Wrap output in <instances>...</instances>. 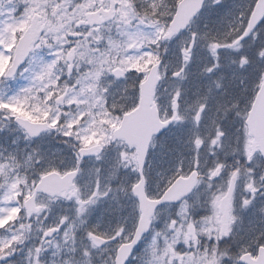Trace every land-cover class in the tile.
Listing matches in <instances>:
<instances>
[{
	"label": "snow or ice",
	"instance_id": "6c2138e0",
	"mask_svg": "<svg viewBox=\"0 0 264 264\" xmlns=\"http://www.w3.org/2000/svg\"><path fill=\"white\" fill-rule=\"evenodd\" d=\"M203 4L204 0H173L171 5L166 0H0V60L5 62L0 84L17 74H28L27 83L11 95L0 94V109L15 116L25 138L55 129L78 141L70 165L60 169L50 163L35 177L29 170L42 159L36 149L19 158L11 152L0 153V229L5 230L0 236V264H13L10 257L20 246L26 247V264H45V258L47 264H96V250L106 253L100 264H130V260L138 264H264V232L239 243L232 253L221 247L225 237L232 236V225L238 218V193L247 191L249 196L240 200V205H251L264 187V175L258 183L254 167L229 169L224 162L214 160L207 170L206 213L194 219L192 204L186 198L198 187L200 149L205 143L208 152L215 154L219 146L226 156L241 153L249 163L264 156V106L259 103L264 97V72L254 78L243 107L237 102L223 109L234 111L240 121L234 144L224 142L225 133L219 125L210 137L193 132V155L187 170L177 164L163 190L158 194L146 190L145 163L149 148L154 146V134L186 119L180 111L178 85L161 118L157 87L168 65L162 66L160 43L188 27ZM261 31L264 0H250L223 34L191 32L184 38L171 76L178 81L185 78L186 65L199 40L207 41L216 61L220 49L239 50L246 38L255 39ZM259 56L264 59V49ZM233 63L245 67L249 58L240 55ZM217 67L214 62L203 71L211 73ZM133 72L138 74L135 82L125 84L116 96L109 85ZM128 88L136 90L131 103H126ZM206 99L198 97L190 106L196 124L207 107ZM112 143L119 151L107 179L134 161V182L127 188H113L102 183L100 170L94 169L92 186L82 191L76 182L82 158L95 154L99 160L102 149ZM182 181L187 183L173 192V186ZM118 190L135 197L132 226L118 223L109 231L85 226L89 206L109 193L116 199ZM60 199L74 201V216L60 215L46 223L51 205ZM164 202H176L179 207L157 231L152 222L157 206ZM149 230L151 239L143 252L134 256L137 243ZM81 231L83 235L78 234ZM33 234L37 239L25 244Z\"/></svg>",
	"mask_w": 264,
	"mask_h": 264
},
{
	"label": "flooded vegetation",
	"instance_id": "af4514ba",
	"mask_svg": "<svg viewBox=\"0 0 264 264\" xmlns=\"http://www.w3.org/2000/svg\"><path fill=\"white\" fill-rule=\"evenodd\" d=\"M236 14L238 13L234 9L230 10V12L227 14H224L222 17H220L222 23L219 31L213 29L212 32L214 34H220L226 31L229 21H231L233 16ZM212 19L213 18L198 16L193 20L189 30L199 34L197 27L198 23L200 21L204 23L202 29L205 31L206 27H208L209 21ZM204 31L200 34H203ZM249 39L250 37L245 39L243 47L239 50L220 49L219 57L216 61H213L208 49L204 46V41L201 44V49L197 46V44L194 45L192 58L189 61L191 64L188 65L190 68L188 70L189 75L187 74V80L185 82L178 83V86L181 88L180 111L186 114V119L179 122L170 123L169 128L161 131L158 135L153 137L154 146L149 148L145 163V169L147 173L146 190L149 193L154 194L159 188L163 187L168 176H170L175 171L177 164H181L185 168L188 167L189 160L193 155V146L191 144L193 132L198 133L201 137H210L211 135H214L215 125H219L221 130H223L225 133L224 140L229 144L235 142L236 130L240 127L239 118L235 115L234 111L229 110L226 116L218 119L217 117L219 116V112L217 109L223 105L231 104L233 101H237L240 107H243L245 98L249 94L251 85L254 81H251L250 78H252L261 67H264V59L257 58V44L252 46V42L248 41ZM240 55H246L250 61V63L243 68H240L235 63H232L233 60H238ZM199 56L204 59L205 64L201 66L202 69L200 71L195 72L191 68ZM214 62L218 64V67L215 68L211 73L203 71L206 66H210L211 63ZM172 66L175 67L176 65ZM22 79L23 77L17 74L14 79H10L5 82L12 83L11 86H14L17 84V80L20 81ZM174 80L175 78L172 76L168 78V76L165 75L158 84L157 102L161 111H166L169 109L168 101L170 94L175 87ZM217 81L221 85L220 88L215 86V82ZM128 91L129 99H132L136 90L134 88H128ZM114 93L117 96V92ZM203 96L207 97L205 101L207 107L202 113L200 122L196 124L191 119L192 108L190 106L193 105V102L198 97ZM213 121H215V124H213ZM54 141L59 143L61 142L57 136L54 137ZM206 147V143L205 145L201 146V162L207 158L208 162L210 163L215 157L223 159L226 164H232L234 159L237 158L236 154H230L227 156L220 152H215V154H213L212 152L206 151ZM118 150V146L109 144L103 149L101 158L99 160H97L96 157H92L90 160L95 164L103 163V165H105L107 163L111 166L115 162ZM239 159L241 163H245L243 157H239ZM246 166L248 165L246 164ZM259 167H264V159L258 158L256 168ZM120 169L121 174L123 172L124 177L128 179V183L134 182L137 174L133 170L122 167ZM204 188L205 186L200 185L186 197L189 203L192 204L191 212L194 219L199 218V216L206 213V209L203 206V201L205 198ZM262 194L264 195V193ZM128 197L129 201L127 206L129 209L131 208V210L135 212V197L131 194H129ZM197 199L199 200V203L196 202ZM256 199L258 200V195L253 203L248 206L249 211L254 212L251 214L250 212L246 213L245 208L240 207V197L238 195L236 197L235 214L238 216L239 220H237L235 224L234 232L242 227L244 229L241 234L243 235L245 233L243 237L239 233L240 230L239 232H235L237 243L246 242L252 236L259 235L256 234L254 230H249V228H261L262 222L260 215L256 216L255 219V223H259L258 227L255 223H252L249 227L243 226V222H245V220H243V222L241 220V218H246L248 215L253 216L257 212L255 207L257 205ZM176 209L177 203L164 204L158 209L157 213L164 210L165 214L174 216ZM234 249L235 245L233 246V250Z\"/></svg>",
	"mask_w": 264,
	"mask_h": 264
},
{
	"label": "rangeland",
	"instance_id": "374dc122",
	"mask_svg": "<svg viewBox=\"0 0 264 264\" xmlns=\"http://www.w3.org/2000/svg\"><path fill=\"white\" fill-rule=\"evenodd\" d=\"M250 0H219V3H212L211 0L207 7L205 8L203 12V16L213 18L212 20L209 21L208 27H206L205 31L202 29L204 26V23L201 21L198 23V32L199 34L204 31V33H207L209 35H217L214 34L212 31L213 29H216L219 31V28L221 27L222 20L220 17H222L224 14H227L230 12V10L234 9L237 13L247 6L249 4ZM192 30L187 31L186 33L181 34L179 37L176 39H173L166 44H162L159 50V55L160 57L164 60V64L168 65V68L166 70L165 75H167L169 78L171 77V72L173 71L174 67L172 65H177L180 60V53H179V48L181 41L184 38H187L190 36ZM203 33V34H204ZM248 41L252 42V46L256 45L257 48L264 46V31L258 32L256 39L250 38ZM203 43V40H199L197 42V46L201 49V44ZM205 64L204 59L199 56L197 58V61L194 62L193 67L191 68L195 72L200 71L202 68L201 66ZM212 64V63H211ZM189 65V63H188ZM163 66V65H162ZM186 70V69H185ZM259 73V71L252 77L250 78L251 81L254 80L256 75ZM188 71L186 72V77L181 80H174V85L177 86L178 83L180 82H185L188 77ZM138 74L136 73H129L127 76V79L123 82H115L114 84L111 85V91L117 92V96L121 95V89L124 88L125 84L131 85L134 83L136 77ZM172 81V80H171ZM18 85H14V89H10V86L7 83L0 84V94L2 95H8L15 89L21 87V84L18 83ZM110 87V85H109ZM127 96L128 100L126 103H131L132 99H129V91L127 89ZM134 97V96H133ZM132 97V98H133ZM129 101V102H128ZM125 102V101H121ZM53 134L45 136L43 139H41L38 142H33L31 141L30 143H25L22 141L14 140L10 136H7L3 133L2 130H0V153H3L4 155H7L8 153H13L17 155V157H21L24 155L27 151L36 149L39 154L41 155L42 159L40 163L36 166L34 170H29L30 174L35 177L38 174V171L42 167L48 166V164H53L55 162V159H63V164L64 166L62 167L65 168L66 166L70 165L73 162L74 156L71 155L70 149L68 145L65 143V140L67 138H61L63 141L61 142V145L55 146L52 144V138H54ZM102 162V161H100ZM83 171L80 176V180L78 185L81 187V190L84 191L92 186V182L94 181V176L92 175V170H94V165L92 162H87L85 165H83ZM100 170V178L102 183L106 182L110 184V180L106 179V176L108 175L109 171L111 170L110 167L107 168H98ZM131 183H128V179L124 177L123 172L120 174V177H118V183L114 185L113 188H116L118 185L123 186L124 188H127L128 185ZM129 194L130 192H124V191H117L116 192V199H112V194L109 193L108 197H103L97 200V202L93 205H90L89 208L87 209L86 213L84 214L85 218V226L91 227V226H96L98 230L100 231H109L112 228H114L118 223H122L126 228H130L132 224L134 223V218L135 214L129 209L127 206V203L129 201ZM257 197V196H256ZM118 202V204L116 203ZM120 203V206H118ZM264 203V195L259 194L258 195V200L256 199V209L259 208V206ZM127 207L126 212H122L123 207ZM122 212V214L120 212ZM246 213L250 212L249 207L245 208ZM251 214L254 212L251 211ZM60 215H66L71 219L74 216V201H66L63 199H60L56 202H53L51 205L49 211H48V216L45 220L46 223H52L55 221ZM256 216H259L258 211L253 215H248L246 218H241L243 222V226L249 227L252 223H255ZM170 215L165 214L163 211L159 213V215L156 217L154 220L153 228H155L157 231L161 230L164 227L165 220L168 219ZM239 220V218H238ZM256 226L258 227L259 223H255ZM242 227H240L237 231L239 232L240 230V235L244 237L245 233L242 235L241 233L243 232ZM254 230L256 234H260L261 228H249V230ZM247 230V229H246ZM5 234V230L0 229V236H3ZM80 235H83L82 231L78 233ZM247 235V233H246ZM37 239V234H33L28 241L25 242V244H30L32 240ZM151 239V232L147 236L146 240L144 243L142 242L140 244V248L137 251L136 256H139L145 247L146 241H149ZM84 242H87L86 236L84 239ZM25 255H26V247L25 246H20L19 250L10 257V260L13 262V264H26L25 261ZM106 255L105 252L96 250V264H100V261L103 260L104 256ZM45 264H47V258H45ZM130 264H138L136 260H132Z\"/></svg>",
	"mask_w": 264,
	"mask_h": 264
},
{
	"label": "clouds",
	"instance_id": "9594fccd",
	"mask_svg": "<svg viewBox=\"0 0 264 264\" xmlns=\"http://www.w3.org/2000/svg\"><path fill=\"white\" fill-rule=\"evenodd\" d=\"M166 2H167L169 5H171L172 2H173V0H166ZM223 33H224V32H223ZM223 33L217 34V36H219V35H221V34H223ZM153 35H156V33H153ZM255 39H256V37H255ZM168 41H169V40H162L161 43H160V47H161L162 44H166ZM204 46L207 48V41H204ZM207 49H208V48H207ZM261 49H264V46H261V47H259V48L257 49V53H256V54H257V58H261V57L259 56V51H260ZM208 51H209V50H208ZM209 54L211 55L210 52H209ZM233 61H234V60H233ZM233 61H232V63H233ZM249 63H250V61H249ZM235 64H236L238 67L243 68V67H241L238 63H235ZM4 67H5V62H4L3 60H0V72H3V71H4ZM161 71L163 72V68H161ZM259 72H264V67H261V68L259 69ZM27 76H28V74L26 73L25 76L23 77V79L20 80V81H18V83H20V84H22V85L26 84V83H27V79H26ZM161 80H162V79H161ZM161 80H160V81H161ZM215 86L217 87V82H215ZM220 87H221V85H220V83H219V87H217V88H220ZM15 90H16V89H15ZM15 90H14V91H15ZM14 91H12L9 95H11ZM195 101H196V100H195ZM195 101H194V102H195ZM194 102H193V104H194ZM232 103H237V101H233ZM232 103H231V104H227V105H223V106H221V107H218L219 109H221V111H219V116L217 117L218 119H219V118H223L224 116L227 115V113L224 112L223 109H224L225 107H227V108H231ZM259 103H260L261 106H264V97L261 98V101H260ZM168 104H169V101H168ZM159 110H160V108H159ZM192 111H193V109H192ZM164 114H165V111H161V110H160L161 118H163ZM235 115H236V114H235ZM162 128H164V127H162ZM162 128H161V129H162ZM0 130H2L3 133H4L5 135L10 136V137L13 138L14 140L22 141V142H25V143H30L31 140H32V138L37 137V136H35V137L30 138V139L25 138V134H24L23 130H21L20 127H19V125L16 123L15 116H13L9 111H7V110H3V109H0ZM48 133H51V134H53L54 136H57V137H60V138H67V137H64V136L62 135L61 132L56 131L55 129H53V130H51V131L42 132L40 135H44V134H48ZM65 141H67V143H66V142H65V143L68 145V147H69V149H70V152H71V155H72V156H75L76 148H78V141H76V139H75L74 137H73V138H67ZM224 142L227 143V141H225V140H224ZM233 144H234V143H233ZM74 145L76 146V148H74ZM112 145H114V146H118L116 143H112ZM31 151H32V150L27 151L24 155H27V154L30 153ZM118 151H119V150H118ZM215 152H220V153H222L223 155H225V149L222 148V147H219V146L215 149ZM230 154H232V153L229 152L228 155H230ZM93 155L95 156V154H92V155H90V156H93ZM225 156H226V155H225ZM95 157H96V156H95ZM236 157H237V158L234 159V162H233L232 164H226L225 161H224L223 159L215 158V157H214V158L211 160V162L209 163L208 160H207V158H205V160H204V161L202 162V164H201L200 175H199V177H197V179L199 180V184H198V186L203 185V186L206 187V185H207V183H208V181H209V179H210V178L208 177L207 170H208L209 167L212 166V162H213L214 160H220V161L224 162V163L227 165V167H228L229 169H230V168H233V167H241V169H243V168L246 166V164L248 165V166H246V167H254V168H256V165H257V163H258V158H259V159H264V156H261V157H258L255 161H253V162H251V163L249 164L248 161L245 159V157H244L243 154H241V153H236ZM239 157H243L245 163H241ZM134 167H135V162L133 161V162L130 163V164L128 165V167L125 168V169H131V170H133ZM122 168H124V167H122ZM185 170H187V167L185 168ZM172 174H173V173H172ZM172 174H171V175H172ZM171 175H170V176H171ZM260 175H264V167L256 168V178H257L258 183H260V182H259V176H260ZM170 176H168V178H169ZM168 178L166 179V181H165L163 187L159 188L154 194H158L161 190H163V188L165 187V185L168 183ZM183 183H187V181L178 182L175 186H173L172 191H173V192H174V191H177V190L181 187V185H182ZM204 190H205V188H204ZM262 193H264V187H261V188H260V190H259V192L257 193V195L262 194ZM152 194H153V193H152ZM257 195H256V196H257ZM238 196L240 197V200H242L245 196H249V193H248L247 191L241 190V191L238 193ZM178 207H179V205L177 204V208H178ZM240 207H241V208H244L242 205H240ZM257 211H258V213H259V215H260V219H261V222H262V224H261V232H264V203H262V204L259 206V208L257 209ZM237 217H238V216H237ZM237 220H238V218H237ZM237 220H236V221L233 223V225H232V236H230V237H225L223 243L221 244V247H222V248H226L230 253L233 252V246L235 245V249H236V248H237V245L239 244V243L236 242V241H237V237H236V234H235V232H234V227H235V224H236ZM215 242H216L215 240L212 241V243H215Z\"/></svg>",
	"mask_w": 264,
	"mask_h": 264
},
{
	"label": "water",
	"instance_id": "95a60500",
	"mask_svg": "<svg viewBox=\"0 0 264 264\" xmlns=\"http://www.w3.org/2000/svg\"><path fill=\"white\" fill-rule=\"evenodd\" d=\"M194 16H195V15H194ZM194 16H193V17H194Z\"/></svg>",
	"mask_w": 264,
	"mask_h": 264
}]
</instances>
